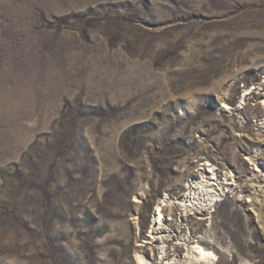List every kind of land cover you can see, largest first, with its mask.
I'll use <instances>...</instances> for the list:
<instances>
[{"label": "rangeland", "instance_id": "1", "mask_svg": "<svg viewBox=\"0 0 264 264\" xmlns=\"http://www.w3.org/2000/svg\"><path fill=\"white\" fill-rule=\"evenodd\" d=\"M263 98L264 0H0V264H264Z\"/></svg>", "mask_w": 264, "mask_h": 264}, {"label": "bare ground", "instance_id": "2", "mask_svg": "<svg viewBox=\"0 0 264 264\" xmlns=\"http://www.w3.org/2000/svg\"><path fill=\"white\" fill-rule=\"evenodd\" d=\"M255 93L254 90L248 91L246 96L249 98L251 95ZM264 103V98H263ZM228 107V106H227ZM226 107V108H227ZM229 108V107H228ZM205 172L210 173L209 175H204L203 178L193 181L188 185V191L183 194V197L177 201H175L178 205L181 206L184 214L193 213V210L200 211L201 209H207L212 202L217 199L219 195L222 193V182L219 180L216 172V168L211 163H205ZM217 180V181H216ZM219 182V184L217 183ZM229 183V182H228ZM231 182L230 184H232ZM215 187H208L215 185ZM166 201V202H165ZM172 203V200H164V202L160 203L158 206V215L154 220V224L151 230L149 240L151 243H156L159 241L160 252L162 256L160 257L162 261L158 262L159 264H214L213 253L207 250L205 247L200 245L189 246L187 254L184 256L182 260L174 258L172 260L167 259L168 257V241L174 235L172 233V229L170 227L169 222L165 220L163 215V205ZM196 213V212H195ZM184 243L189 245V236L184 238ZM189 241V242H188ZM194 242V241H192ZM180 258V257H179ZM138 259L140 264H151V262L144 256L138 255ZM167 259V260H166ZM166 260V261H165Z\"/></svg>", "mask_w": 264, "mask_h": 264}]
</instances>
